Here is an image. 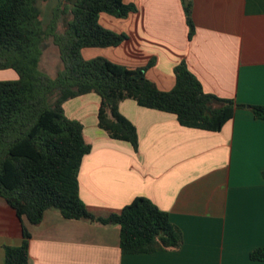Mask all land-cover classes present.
Wrapping results in <instances>:
<instances>
[{
    "label": "crops",
    "instance_id": "obj_1",
    "mask_svg": "<svg viewBox=\"0 0 264 264\" xmlns=\"http://www.w3.org/2000/svg\"><path fill=\"white\" fill-rule=\"evenodd\" d=\"M187 1L191 37L183 0H124L136 8L126 18L101 14L104 28L126 36L102 55L129 69L153 59L145 76L161 91L174 87L173 69L184 62L206 93L247 106L220 131L183 127L173 114L124 100L118 109L136 129L134 150L97 127L95 94L64 104L90 145L78 172L89 212L105 217L144 197L179 229L180 248L123 254L118 226L68 220L53 209L31 225L0 198V264L5 247L21 244L22 226L28 264H264L250 259L264 247V120L248 108L264 107V0Z\"/></svg>",
    "mask_w": 264,
    "mask_h": 264
},
{
    "label": "trees",
    "instance_id": "obj_2",
    "mask_svg": "<svg viewBox=\"0 0 264 264\" xmlns=\"http://www.w3.org/2000/svg\"><path fill=\"white\" fill-rule=\"evenodd\" d=\"M183 2L191 37L190 7L187 0ZM135 10L124 0H62L44 26L37 0H0V70L16 74V79L0 81V198L31 225H38L44 212L53 209L68 220L118 226L123 254L178 250L182 236L168 214L144 197L105 217L89 212L79 197L78 172L90 145L81 122L66 116L64 104L95 94L97 127L134 150L136 129L118 109L124 100L173 114L183 127L210 132L220 131L236 108L247 107L206 93L184 62L173 69L174 87L161 91L145 76L153 59L129 69L104 57L82 58V49L117 47L126 39L104 28L101 14L124 19ZM62 15L71 20L59 32ZM48 38L62 63L54 78L39 69ZM248 108L256 119L264 120V107ZM21 235L19 246L4 248V264H28L30 234L24 226ZM250 259L264 261V247L253 250Z\"/></svg>",
    "mask_w": 264,
    "mask_h": 264
},
{
    "label": "rangeland",
    "instance_id": "obj_3",
    "mask_svg": "<svg viewBox=\"0 0 264 264\" xmlns=\"http://www.w3.org/2000/svg\"><path fill=\"white\" fill-rule=\"evenodd\" d=\"M62 0H37V4L40 10V20L44 26H46L51 17L54 8L61 3ZM71 20V16L62 15V18L58 21V31L61 32L66 26V21ZM108 48H93V49H83L80 55L84 60H91L96 57H104L103 52ZM62 68V63L59 58L58 49L53 44L52 38H48L44 41L42 55L39 61L40 71L47 74L49 77L54 78L57 72ZM13 75L9 70H0V81L11 80ZM87 108H92L91 104H87Z\"/></svg>",
    "mask_w": 264,
    "mask_h": 264
}]
</instances>
